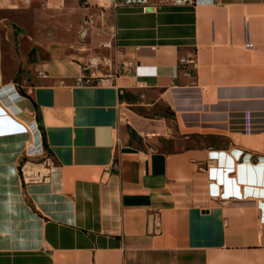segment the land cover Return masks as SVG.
Returning a JSON list of instances; mask_svg holds the SVG:
<instances>
[{
  "label": "crops",
  "instance_id": "0c3cea01",
  "mask_svg": "<svg viewBox=\"0 0 264 264\" xmlns=\"http://www.w3.org/2000/svg\"><path fill=\"white\" fill-rule=\"evenodd\" d=\"M89 1L0 0L59 23L32 63L0 26V264H264V0ZM134 89L188 145L142 147L138 118L124 131ZM34 119L38 180L20 171Z\"/></svg>",
  "mask_w": 264,
  "mask_h": 264
},
{
  "label": "rangeland",
  "instance_id": "374dc122",
  "mask_svg": "<svg viewBox=\"0 0 264 264\" xmlns=\"http://www.w3.org/2000/svg\"><path fill=\"white\" fill-rule=\"evenodd\" d=\"M91 2H96V0L89 1V7H93ZM83 5V2H81ZM46 6V5H45ZM41 8L36 4V8ZM75 11L78 9L71 8ZM92 12V11H89ZM89 12H87V17ZM5 18L4 23L0 24L3 30L6 32L8 42L12 45V37H15V45L13 48L17 50V53L21 56V53L27 51L28 60L30 63L34 61H41L47 58V53L44 49L37 47L33 39H50L51 35L54 34L52 31L53 27L58 25V22L52 21L50 17L49 20L46 18H34L31 15L30 9H19L15 12L5 11L0 13ZM86 16H82L81 24ZM41 20V22H39ZM47 21L49 23H47ZM13 31V33H11ZM52 31V32H51ZM26 57V55H25ZM26 62V61H23ZM126 103L124 104L123 110V129L129 132L130 128L133 127L132 124L138 122V128L144 133L148 132L149 135L141 142V146L147 149H160V150H175L183 148L188 145L185 141L177 138H167L164 133L169 131V128L174 127L173 117L169 115L168 107L165 103L157 101L154 105H150L151 102L157 100V93L151 92L143 89H134L124 94ZM143 114V115H141ZM161 116L163 119L161 122ZM131 120V123L128 121ZM139 120V121H138ZM31 128V124L29 125ZM134 128V127H133ZM152 134V135H150ZM35 138V137H34ZM31 151L29 155H25L20 163V171L25 172L30 179H40V172H46V163L49 161L48 151L46 148L37 149L35 141L29 145ZM43 152V153H41Z\"/></svg>",
  "mask_w": 264,
  "mask_h": 264
},
{
  "label": "built area",
  "instance_id": "2783aa9c",
  "mask_svg": "<svg viewBox=\"0 0 264 264\" xmlns=\"http://www.w3.org/2000/svg\"><path fill=\"white\" fill-rule=\"evenodd\" d=\"M114 5L118 6L120 4H127V5H141L143 7L144 10L147 9V4L149 0H110ZM180 1H189V2H193V0H180ZM92 19L87 18L85 19V23L83 25V28L81 30V38H85L88 35V30L89 27L92 26ZM245 46L247 48H253V43H251L249 40L246 42ZM194 58H190V57H182L180 59V65L184 71V73L187 76L193 77L195 75V66H194ZM42 76L47 77V74L45 72L41 73ZM101 82L104 81V79L99 80ZM95 81L93 78L91 77H85V76H81L78 78L77 83L78 84H93ZM22 98H24L23 95H20ZM32 128H30V134L31 136L40 137V148H42V150H44V145H43V141H42V134H41V130L39 127V123L37 122L36 119H34V122L31 123ZM156 219V218H155Z\"/></svg>",
  "mask_w": 264,
  "mask_h": 264
},
{
  "label": "trees",
  "instance_id": "16d2710c",
  "mask_svg": "<svg viewBox=\"0 0 264 264\" xmlns=\"http://www.w3.org/2000/svg\"><path fill=\"white\" fill-rule=\"evenodd\" d=\"M131 135L133 138H137V133L134 130H131Z\"/></svg>",
  "mask_w": 264,
  "mask_h": 264
},
{
  "label": "bare ground",
  "instance_id": "6f19581e",
  "mask_svg": "<svg viewBox=\"0 0 264 264\" xmlns=\"http://www.w3.org/2000/svg\"><path fill=\"white\" fill-rule=\"evenodd\" d=\"M30 121H31V120H30ZM30 121H29V122H30ZM29 122H25V123H28V124H29Z\"/></svg>",
  "mask_w": 264,
  "mask_h": 264
}]
</instances>
